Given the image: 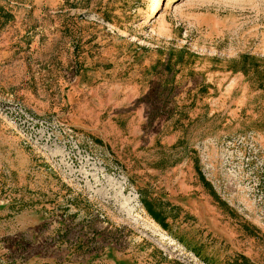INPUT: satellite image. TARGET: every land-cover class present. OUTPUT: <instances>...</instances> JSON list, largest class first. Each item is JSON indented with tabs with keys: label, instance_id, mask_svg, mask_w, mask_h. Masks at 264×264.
Listing matches in <instances>:
<instances>
[{
	"label": "rangeland",
	"instance_id": "obj_1",
	"mask_svg": "<svg viewBox=\"0 0 264 264\" xmlns=\"http://www.w3.org/2000/svg\"><path fill=\"white\" fill-rule=\"evenodd\" d=\"M157 1L0 0V264H264V0Z\"/></svg>",
	"mask_w": 264,
	"mask_h": 264
},
{
	"label": "trees",
	"instance_id": "obj_2",
	"mask_svg": "<svg viewBox=\"0 0 264 264\" xmlns=\"http://www.w3.org/2000/svg\"><path fill=\"white\" fill-rule=\"evenodd\" d=\"M1 14V13H0ZM2 17L5 18L6 22L11 19V14L2 11ZM240 70L242 72H249L252 71L253 73L256 72V74L259 75L260 80L258 87L262 89L264 92V63L257 60L254 56H249V55H243L241 56L240 60ZM199 176L201 181L205 182L204 176L199 172ZM141 203L148 213V215L163 229V230H168L169 225L168 222L166 221V216L162 213V211L156 209V205L152 200H148L146 198H141ZM181 242V241H180ZM192 252H195L194 250H191ZM195 255L198 256V252H195ZM203 259V258H202ZM205 261V260H204ZM236 264H248L247 261L243 258L241 262H236Z\"/></svg>",
	"mask_w": 264,
	"mask_h": 264
},
{
	"label": "bare ground",
	"instance_id": "obj_3",
	"mask_svg": "<svg viewBox=\"0 0 264 264\" xmlns=\"http://www.w3.org/2000/svg\"><path fill=\"white\" fill-rule=\"evenodd\" d=\"M159 2H160V0H158V1L154 4V6H153V8H152V11H151V15L155 12V8H157V6L159 5Z\"/></svg>",
	"mask_w": 264,
	"mask_h": 264
}]
</instances>
